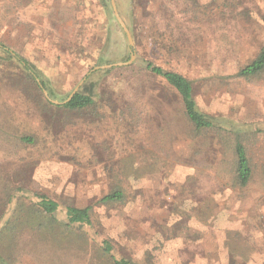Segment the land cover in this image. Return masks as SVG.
<instances>
[{
    "label": "rangeland",
    "instance_id": "obj_1",
    "mask_svg": "<svg viewBox=\"0 0 264 264\" xmlns=\"http://www.w3.org/2000/svg\"><path fill=\"white\" fill-rule=\"evenodd\" d=\"M106 1L0 0V45L47 83L40 91L0 49V233L19 196L25 206V224L5 236L0 264H113L100 253L105 241L132 264H263L264 71L237 73L264 46V0H116L135 29L136 59L91 72L131 57ZM144 57L193 81L213 129H194L178 92L144 68ZM84 79L79 90L93 97L91 107L43 102H64ZM18 134L35 140H9ZM237 141L252 170L244 187ZM17 187L57 201L59 219L67 206H90L92 224L52 238L36 229L37 197L22 191L6 203L5 191ZM116 190L121 200L101 202ZM213 194L228 227L214 237L216 252Z\"/></svg>",
    "mask_w": 264,
    "mask_h": 264
},
{
    "label": "trees",
    "instance_id": "obj_2",
    "mask_svg": "<svg viewBox=\"0 0 264 264\" xmlns=\"http://www.w3.org/2000/svg\"><path fill=\"white\" fill-rule=\"evenodd\" d=\"M103 4L106 5V0H101ZM139 2L147 4L150 0H140ZM133 37H135V29L131 28ZM0 49L3 52L8 53V55L17 59L24 69L28 72V77L34 78L35 83L40 88V91L43 88H46V81L42 78L40 73L34 71L33 65L29 60L24 58L18 53H13L11 50L7 49L4 45H0ZM144 68L149 70L152 74L162 77L168 83L170 87L175 89L184 106V112L186 118L192 124L196 131H205L210 130L215 127L216 123L213 121V117H210L208 114L200 110L197 105V102L194 97V87L193 81L188 77L183 75L180 72H177L172 69H166L161 65H158L155 61L147 59L144 57ZM264 71V46L258 52L257 56L248 64L240 68L237 75L244 78H251L260 75ZM43 86V88L41 87ZM42 97L43 94H42ZM44 103L48 106L65 108L68 110H81L88 107H91L94 104V99L90 94L84 93L79 90L74 97L65 104H55L50 102L48 99H43ZM43 104V103H42ZM19 135V136H18ZM9 136V140L18 142L19 144H31L34 142V137L29 135H20ZM236 178L237 183L240 186H246L251 179L252 170L250 162L246 153V147L240 141H237L236 144ZM24 191L28 194L29 198L37 197L38 203L33 204L36 209V214L39 217V222L36 229L43 231L46 235L52 238H61L63 235H66L69 232H72L76 229H79L82 225H91L92 224V207H75L67 206L65 208L66 217L58 218V211L60 209V204L49 198L46 194L37 193L31 189H22L21 187L10 188L5 191L6 203L11 205L13 200L19 196V192ZM19 196L16 201V206L13 211V214L8 221L6 229L0 233V246L2 245L5 236L8 233H11L17 226L25 224V216L22 215V211L25 206H22V203L18 205L20 200ZM26 198V197H25ZM123 198L121 191L116 190L102 197L101 202L108 203L112 201H118ZM29 200V199H28ZM100 253L102 256H106L112 261L113 264H132L129 260L122 258L118 259L113 253V246L110 242L105 241L102 248H100ZM2 256V255H1ZM0 256V258H1Z\"/></svg>",
    "mask_w": 264,
    "mask_h": 264
},
{
    "label": "water",
    "instance_id": "obj_3",
    "mask_svg": "<svg viewBox=\"0 0 264 264\" xmlns=\"http://www.w3.org/2000/svg\"><path fill=\"white\" fill-rule=\"evenodd\" d=\"M111 2H112V6H113V9H114L116 18H117L119 24L121 25V27L123 28V30L125 31V33H126V35L128 37L129 44L131 46V57H130V59L128 61H124V62L121 61V62L111 63V64H107V65L97 66L94 69H92L91 72H94V71H97V70H100V69L111 68V67H114V66L115 67L127 66V65H130L131 63H133V61H135V59H136V53L133 50L135 43H134V39H133L132 33H131L128 25L126 24V22L124 21V19L122 18L121 14H120V12L118 10L117 4H116V0H111ZM84 81H85V79L81 81V83L73 90V92L70 94L68 99L65 100L64 102H59V101L52 100V99L49 98L47 91L44 90V92L47 95V97L49 98V100H51L53 103H55V104H65L68 101H70L74 97V95L79 91V89L82 86V84L84 83ZM41 87H43V86L41 85Z\"/></svg>",
    "mask_w": 264,
    "mask_h": 264
},
{
    "label": "crops",
    "instance_id": "obj_4",
    "mask_svg": "<svg viewBox=\"0 0 264 264\" xmlns=\"http://www.w3.org/2000/svg\"><path fill=\"white\" fill-rule=\"evenodd\" d=\"M219 197L217 196V194H213V243H215V246L213 245V252L217 251V240L214 238L216 236V238H218V231L220 230V228H228L227 226V222H225V225L223 223L224 218L226 217V215H224V210L222 211L223 213L221 215H219L218 210H219ZM227 253H231L232 251L227 247L226 248ZM215 260V256H213V263ZM263 264H264V254H263Z\"/></svg>",
    "mask_w": 264,
    "mask_h": 264
}]
</instances>
